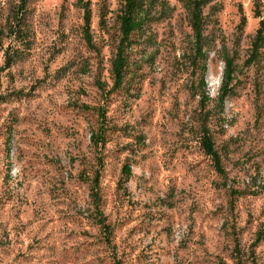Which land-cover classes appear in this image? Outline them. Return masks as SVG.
I'll use <instances>...</instances> for the list:
<instances>
[{"label": "rangeland", "instance_id": "rangeland-1", "mask_svg": "<svg viewBox=\"0 0 264 264\" xmlns=\"http://www.w3.org/2000/svg\"><path fill=\"white\" fill-rule=\"evenodd\" d=\"M141 1L112 91L121 0H0V264H264V0L205 8L204 105L189 0Z\"/></svg>", "mask_w": 264, "mask_h": 264}, {"label": "trees", "instance_id": "trees-1", "mask_svg": "<svg viewBox=\"0 0 264 264\" xmlns=\"http://www.w3.org/2000/svg\"><path fill=\"white\" fill-rule=\"evenodd\" d=\"M211 0H189L187 3L183 4L185 11L188 15V24L193 37V62L196 67H199L201 80L200 86L203 91V105L205 103H209L211 100L206 96L205 93V75L207 72L206 62H207V38L204 36L205 33V20L203 16V12L205 8L209 5ZM122 9L120 15L118 16V24H119V32H120V42L117 48L115 49V54L111 60V80H112V91H117L124 84L126 78L127 68L129 66V57H128V49L131 44V37L138 31L143 29L144 24L146 23V19H148V15L145 13L143 2L141 0H121ZM90 14L86 10L85 13V41L87 45L93 48L92 40L89 36V27H90ZM262 29L258 30L257 35L252 44V50L256 55L261 48L264 47V38L262 37L263 26ZM220 59L223 62L225 69L222 79L221 88L219 90L218 96V104L220 109L223 108L224 102L232 93V82H233V74L235 72L234 58L229 55L227 51H223L222 54L220 52ZM202 104V103H201ZM206 122V121H204ZM202 128V147L205 151L206 155L209 156L214 164L216 171L219 174H223L224 171L221 167V162L214 151V144L212 139L209 136V133L206 129L204 123L201 125ZM99 137L95 140L94 144L99 146L103 142V135H98ZM126 177L129 178L130 171L128 168L125 169ZM92 201L95 208V211L98 214V222L97 225L101 227L104 232H108V227L105 224V220L100 212V197L98 194V178L94 182V188L92 190Z\"/></svg>", "mask_w": 264, "mask_h": 264}]
</instances>
